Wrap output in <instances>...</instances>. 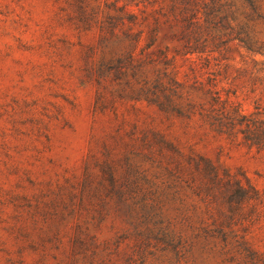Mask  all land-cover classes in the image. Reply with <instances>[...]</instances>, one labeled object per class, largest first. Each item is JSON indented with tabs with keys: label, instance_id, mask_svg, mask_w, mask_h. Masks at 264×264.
<instances>
[{
	"label": "rangeland",
	"instance_id": "1",
	"mask_svg": "<svg viewBox=\"0 0 264 264\" xmlns=\"http://www.w3.org/2000/svg\"><path fill=\"white\" fill-rule=\"evenodd\" d=\"M152 1L0 0V264H264V150L140 99L150 66L119 72L132 37L107 28L129 12L136 61L186 41L147 48ZM221 1L234 34L242 1ZM212 49L177 57V102L211 89L264 119V55Z\"/></svg>",
	"mask_w": 264,
	"mask_h": 264
},
{
	"label": "trees",
	"instance_id": "2",
	"mask_svg": "<svg viewBox=\"0 0 264 264\" xmlns=\"http://www.w3.org/2000/svg\"><path fill=\"white\" fill-rule=\"evenodd\" d=\"M241 1L246 21L237 24L234 34H226L220 31L218 26H215L217 18L225 20L229 17L226 8L231 7L222 3L221 0H210V2L206 0H153V3L159 2L160 6L152 11L154 22L152 24L147 23L151 28V42L147 48L159 41L160 33L163 30H167V33L162 42L168 40L169 37L167 36L170 34V39L178 37L177 33H181L180 39L186 41L181 44V48L174 47L173 51L172 47L164 45L154 55L147 54L138 61L135 58V51L144 37V26H147L145 22L149 18H144L141 23L135 13L129 12L128 24L123 18H118L109 24L107 30L112 45L123 40L120 32H123L125 37H132L126 52L129 64L125 66L126 68L121 67L119 69L121 74L125 75L127 69L141 70L148 66L157 73L152 82L148 78L143 79L140 99L147 101L150 105L158 106L160 110L175 112L187 119L192 120L199 116L201 122L208 128L230 140L237 139L242 133L248 143L264 150V119L258 118L259 113H255V117L246 115L240 104L229 98H223L218 92H212L211 89L209 91L213 95L209 106L204 104L197 106L193 101H188L187 105L184 106L177 102L178 99H181V92L185 88V84L180 82L178 78L177 57L196 56L209 62V54L208 56L203 55L208 53L210 47H213L212 52L220 50L229 38L237 39L251 52L264 55V41L258 38L253 26H251L256 22L264 26V13L259 4L260 0ZM201 14L204 19H202L203 16H200ZM134 25L142 27L136 34L131 33ZM123 68H125L124 71Z\"/></svg>",
	"mask_w": 264,
	"mask_h": 264
}]
</instances>
